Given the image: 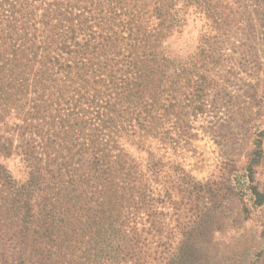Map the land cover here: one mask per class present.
<instances>
[{
  "label": "trees",
  "instance_id": "trees-1",
  "mask_svg": "<svg viewBox=\"0 0 264 264\" xmlns=\"http://www.w3.org/2000/svg\"><path fill=\"white\" fill-rule=\"evenodd\" d=\"M230 1L0 0V264H206L199 244L227 207L246 212L242 190L169 158L216 109ZM190 29L195 48L177 59ZM258 155L243 168L256 207Z\"/></svg>",
  "mask_w": 264,
  "mask_h": 264
},
{
  "label": "rangeland",
  "instance_id": "rangeland-1",
  "mask_svg": "<svg viewBox=\"0 0 264 264\" xmlns=\"http://www.w3.org/2000/svg\"><path fill=\"white\" fill-rule=\"evenodd\" d=\"M231 0L239 13L224 47V81L210 93L216 103L195 122L198 138L192 150L170 156L199 182H216L221 189L237 187L246 212L238 215L227 207L220 219L219 231L208 233L199 248L206 264H264V204H252L243 168L248 153L257 145L259 155L252 167V183L264 193V35L263 7L259 0ZM264 23V21H263ZM196 30L190 29L172 44L170 53L184 59L196 45ZM126 152L139 163H145L147 152L135 143H124ZM160 155V153H158ZM17 181L23 170L16 161L6 163ZM236 189V190H237ZM235 201V199H232ZM233 206V204H232ZM213 231V230H212ZM175 244L179 238L173 231Z\"/></svg>",
  "mask_w": 264,
  "mask_h": 264
}]
</instances>
